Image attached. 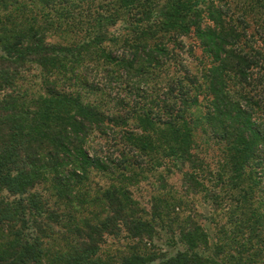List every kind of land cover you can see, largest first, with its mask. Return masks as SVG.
Returning <instances> with one entry per match:
<instances>
[{
	"label": "trees",
	"instance_id": "16d2710c",
	"mask_svg": "<svg viewBox=\"0 0 264 264\" xmlns=\"http://www.w3.org/2000/svg\"><path fill=\"white\" fill-rule=\"evenodd\" d=\"M161 169L183 196L148 214L134 189ZM202 193L264 203V0H0V264H264V242L222 260L183 216Z\"/></svg>",
	"mask_w": 264,
	"mask_h": 264
},
{
	"label": "rangeland",
	"instance_id": "374dc122",
	"mask_svg": "<svg viewBox=\"0 0 264 264\" xmlns=\"http://www.w3.org/2000/svg\"><path fill=\"white\" fill-rule=\"evenodd\" d=\"M31 6V5H30ZM32 8V7H31ZM33 8H39V7H33ZM121 26V23L116 28H119ZM119 35L121 37L125 36V32H119ZM74 38V35L66 32H60L58 34H55L53 36L50 35L48 37V40L50 42H58V43H64L65 40ZM190 43V42H189ZM188 43V44H189ZM115 44H120V40L114 43H111V46H114ZM105 46H108L107 44ZM195 67V65L193 66ZM91 101L93 99H90ZM212 147H210L209 152V164L211 167V170L216 173V171L222 170L223 165L226 163V157L223 154V147L222 145H214L211 144ZM163 177V178H161ZM167 177V183H169V187L167 190L163 189L162 183L163 179ZM185 177L183 172L181 171H172V173H167L163 171L162 169L157 172H146L143 177H141V182L138 186L135 187L134 191V198L139 201L141 209H146V212L148 214H152V206L153 204L162 199L166 193H169L171 191L176 192L178 194H175L174 197L176 200L178 199L177 195L183 196V187L185 186ZM171 187V188H170ZM164 190V191H163ZM231 192V191H230ZM233 194V192H231ZM231 193H228V203L229 205L223 203V210H215L212 207L211 201H206L204 196L205 193H202V195H199L198 197L190 195V197H185L182 199V211L183 216L189 215V211L196 210V213H199L202 215L203 220H201V226L205 230V232L210 234V245L211 246H219V253L221 254V259L225 260L230 256H234L238 259L239 256H237L236 252H234V249L236 247V243L239 240L244 241H250V243H258L261 244L264 242V228L263 224H253V226L248 229L242 226L243 222L248 221L249 217L253 215V212L255 209H258L259 212H264L260 209V207L263 206L264 203L260 202L262 199H260V195L256 196V199L252 201L251 205H248L247 209L241 208L239 204H235L232 202V199H230ZM258 194L259 191H256ZM224 195V193H222ZM239 206V209L237 212L235 211L236 208ZM251 209V214H249L248 210ZM231 210L234 212V215H232ZM241 213V214H240ZM208 220V221H206ZM216 220L219 224V228H216L214 221ZM254 222V221H252ZM224 225L225 231L221 230ZM245 231V232H244ZM208 234V235H209ZM258 236V237H256ZM162 247H164L165 251H169V254L172 255L175 251L182 248V244H178L176 246L166 247L165 244L160 242ZM127 245V241L121 239V241H118L115 237H110L107 239L106 244L103 246L104 251H108L109 253H116L120 246L121 250H123L124 246ZM232 247V249H230ZM212 248V247H211ZM213 253V249H211ZM255 253H252L249 255V257L252 259V262L260 261V258H257L256 251L257 249L253 250ZM262 261V260H261ZM237 261H235L236 263Z\"/></svg>",
	"mask_w": 264,
	"mask_h": 264
}]
</instances>
